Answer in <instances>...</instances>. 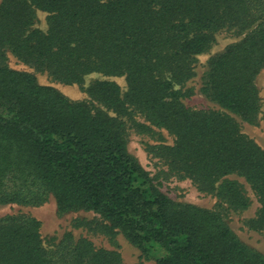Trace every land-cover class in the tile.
I'll return each mask as SVG.
<instances>
[{
  "label": "trees",
  "instance_id": "16d2710c",
  "mask_svg": "<svg viewBox=\"0 0 264 264\" xmlns=\"http://www.w3.org/2000/svg\"><path fill=\"white\" fill-rule=\"evenodd\" d=\"M45 12L46 29L34 26ZM219 30L241 36L206 60L203 96L224 110L194 108L187 82L197 56ZM24 63L66 84L93 72L124 76L69 100L6 62ZM264 65V0H0V205L92 211L102 231L121 232L157 264H264L234 233L222 211L257 207L247 219L264 234V149L232 114L254 123L260 106L255 77ZM142 117L140 121L137 117ZM128 125H153L172 144L153 146L167 167L220 201L208 209L165 194L127 150ZM28 215L0 218V264H126L70 232L48 245Z\"/></svg>",
  "mask_w": 264,
  "mask_h": 264
},
{
  "label": "rangeland",
  "instance_id": "374dc122",
  "mask_svg": "<svg viewBox=\"0 0 264 264\" xmlns=\"http://www.w3.org/2000/svg\"><path fill=\"white\" fill-rule=\"evenodd\" d=\"M45 14L43 11H37V20L34 26L41 30L46 29ZM240 37L232 30H219L210 48L197 56L195 74L187 82V86L193 89V94L184 99L186 105L194 108L224 110L222 106L203 96L200 91V78L209 56L221 51L226 45L237 41ZM6 62L14 69L32 74L39 84L56 88L69 100L81 101L86 99L90 101L85 88L98 79L112 80L119 85L121 92L126 90L124 76H105L93 72L84 77L83 84H66L53 79L46 72L39 71L24 63L11 52L7 53ZM255 85L258 89L260 109L254 123H247L239 116L232 115L239 123L240 129L264 149V65L255 77ZM137 118L143 121L142 117L138 116ZM126 130L125 138L128 152L137 159L142 165L141 167L150 173L165 194L175 201L190 203L202 208L214 209L218 207L217 204L220 200L213 193L200 191L189 178L182 177L167 167L165 159L160 156V153H156L153 146L160 143L172 144L173 142L172 135L167 130L153 125L150 126V130L145 132H140L136 127L129 125ZM230 177L238 179L244 185L251 203L245 210H225L222 213L234 233L264 257V234L250 228L247 222V219L254 215L257 207L255 195L244 178L236 175ZM19 214L28 215L39 221L41 238L50 246L58 242L64 233L70 232L75 239L79 237L88 238L97 248L117 251L126 264H157L156 260L161 255V252L154 251L149 257H144L140 249L123 237L121 232L102 231L101 225L105 221L95 212L81 209L60 212L54 197L51 195L39 205L20 203L0 205V218Z\"/></svg>",
  "mask_w": 264,
  "mask_h": 264
}]
</instances>
